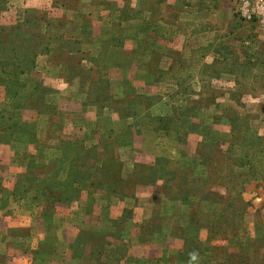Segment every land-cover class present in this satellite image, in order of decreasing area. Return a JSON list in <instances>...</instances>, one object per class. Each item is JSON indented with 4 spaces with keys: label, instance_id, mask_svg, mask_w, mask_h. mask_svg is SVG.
I'll list each match as a JSON object with an SVG mask.
<instances>
[{
    "label": "rangeland",
    "instance_id": "rangeland-1",
    "mask_svg": "<svg viewBox=\"0 0 264 264\" xmlns=\"http://www.w3.org/2000/svg\"><path fill=\"white\" fill-rule=\"evenodd\" d=\"M245 1L0 0V264H264Z\"/></svg>",
    "mask_w": 264,
    "mask_h": 264
},
{
    "label": "trees",
    "instance_id": "trees-1",
    "mask_svg": "<svg viewBox=\"0 0 264 264\" xmlns=\"http://www.w3.org/2000/svg\"><path fill=\"white\" fill-rule=\"evenodd\" d=\"M9 58H6L5 61L1 62L0 65H1V69H0V82L3 80L2 79V75H7V74H14L16 77V82H12V81H4L3 82L5 83V85L8 87V88H12L13 86H16V87H19V92H21L23 90L24 85H22V83H20V80L22 77H25L27 75H31L32 74V69L28 67L27 68H24V67H21L20 64L18 65H11L10 63H6V61L8 60ZM14 59V58H12ZM17 61V60H16ZM24 63V59L21 61ZM32 63V62H31ZM34 91H37V88L34 89ZM18 91H17V95H18Z\"/></svg>",
    "mask_w": 264,
    "mask_h": 264
},
{
    "label": "built area",
    "instance_id": "built-area-1",
    "mask_svg": "<svg viewBox=\"0 0 264 264\" xmlns=\"http://www.w3.org/2000/svg\"><path fill=\"white\" fill-rule=\"evenodd\" d=\"M246 5L252 6V16L259 18L264 13V0H246ZM251 18V15L249 16Z\"/></svg>",
    "mask_w": 264,
    "mask_h": 264
},
{
    "label": "crops",
    "instance_id": "crops-1",
    "mask_svg": "<svg viewBox=\"0 0 264 264\" xmlns=\"http://www.w3.org/2000/svg\"><path fill=\"white\" fill-rule=\"evenodd\" d=\"M93 247H94V245H93ZM126 256H127V255H125V258L122 257V258H124V259L120 258V259H119V262H120V263L124 262L125 264H128L129 261H128V258H127ZM86 258H87V257H86ZM94 258H95V257H94ZM63 259H64V258H63ZM86 260H87V262H88V264H89L90 261H92L91 256L88 255V258H87ZM78 261H79V262H78L79 264H83L85 260H82V261H81V260H78ZM100 261H101V260H100ZM82 262H83V263H82ZM62 263L64 264V260L62 261ZM74 263H76V261H74ZM78 263H77V264H78Z\"/></svg>",
    "mask_w": 264,
    "mask_h": 264
}]
</instances>
